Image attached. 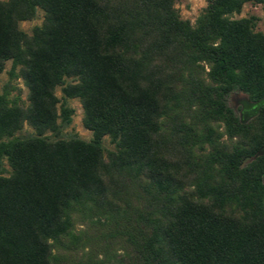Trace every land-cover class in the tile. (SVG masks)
Wrapping results in <instances>:
<instances>
[{
	"label": "trees",
	"instance_id": "obj_1",
	"mask_svg": "<svg viewBox=\"0 0 264 264\" xmlns=\"http://www.w3.org/2000/svg\"><path fill=\"white\" fill-rule=\"evenodd\" d=\"M246 2L264 0H207L191 24L174 0H0V72L28 90L0 93V264H264V107L228 104L264 97ZM73 97L91 140H50Z\"/></svg>",
	"mask_w": 264,
	"mask_h": 264
},
{
	"label": "rangeland",
	"instance_id": "obj_2",
	"mask_svg": "<svg viewBox=\"0 0 264 264\" xmlns=\"http://www.w3.org/2000/svg\"><path fill=\"white\" fill-rule=\"evenodd\" d=\"M207 4V0H174V6L177 9L180 17L182 19H187L191 24L194 23L195 18L203 11ZM254 17L255 20V30L261 31L264 33V3H253L246 2L243 4L239 13H234L233 18L241 17ZM44 13L41 9H37L35 16L29 20H23L18 23L19 28L27 33L31 34L32 29L35 26H40L43 23ZM11 68V61L8 60L5 62L4 69L0 72V93L3 91V87L8 85L11 89L9 97L18 96L20 99V104L26 106L28 104L27 93L28 90L23 84V80L19 76H11L9 71ZM74 81L71 78L66 79V82ZM55 95L59 98L57 103V112L60 113V102L62 97L61 86L55 87ZM245 95L241 92L232 93L228 98V104L232 107L237 115H240V110L242 107V101L244 100ZM67 106L72 109L71 121L69 124L61 126L57 133H52L47 131L45 135L49 137L50 140H55L57 138L68 139L72 136L80 137L84 140H91L92 132L83 125V107L79 98H66ZM61 119L58 118L60 123ZM35 130L26 122H24L22 128L16 132V136L23 137L28 135H34ZM102 145L107 150H113L114 145L110 142L109 136H104L102 139ZM4 166L10 170L7 162L4 160ZM3 174H8L3 173ZM80 227V226H78Z\"/></svg>",
	"mask_w": 264,
	"mask_h": 264
},
{
	"label": "water",
	"instance_id": "obj_3",
	"mask_svg": "<svg viewBox=\"0 0 264 264\" xmlns=\"http://www.w3.org/2000/svg\"><path fill=\"white\" fill-rule=\"evenodd\" d=\"M261 107H264V97H262L257 101H249L245 96L244 100L242 101V107L239 115L240 121L242 123L247 122L249 119L253 118L258 114ZM263 153H264V145L258 151L257 154H263ZM262 178L264 180V172L262 174Z\"/></svg>",
	"mask_w": 264,
	"mask_h": 264
},
{
	"label": "flooded vegetation",
	"instance_id": "obj_4",
	"mask_svg": "<svg viewBox=\"0 0 264 264\" xmlns=\"http://www.w3.org/2000/svg\"><path fill=\"white\" fill-rule=\"evenodd\" d=\"M241 111V110H240Z\"/></svg>",
	"mask_w": 264,
	"mask_h": 264
}]
</instances>
